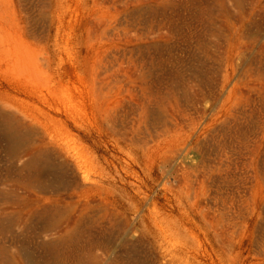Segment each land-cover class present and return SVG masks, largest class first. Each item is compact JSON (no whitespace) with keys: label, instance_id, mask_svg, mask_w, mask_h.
<instances>
[{"label":"rangeland","instance_id":"374dc122","mask_svg":"<svg viewBox=\"0 0 264 264\" xmlns=\"http://www.w3.org/2000/svg\"><path fill=\"white\" fill-rule=\"evenodd\" d=\"M0 264H264V0H0Z\"/></svg>","mask_w":264,"mask_h":264},{"label":"bare ground","instance_id":"6f19581e","mask_svg":"<svg viewBox=\"0 0 264 264\" xmlns=\"http://www.w3.org/2000/svg\"><path fill=\"white\" fill-rule=\"evenodd\" d=\"M45 155H46V154H45ZM42 162H43V161H42ZM34 174H35V173H34ZM29 177H30V176H29ZM30 180H31V179H30ZM35 180H36V179H35ZM37 180H38V179H37ZM48 210H49V209H48ZM57 210H58V209H57ZM57 210H56V211H57ZM45 216H46V215H45ZM45 216H44V217H45ZM70 217H71V215H70ZM45 218H46V217H45ZM64 219H65V218H64ZM71 219H72V218H71ZM71 219H70V220H71ZM50 220H51V219H50ZM65 220H66V219H65ZM67 220H68V219H67ZM72 221H73V220H72ZM59 224H60V223H58V225H59ZM60 225H61V224H60ZM57 227H58V226H57ZM69 231H70V230H69ZM76 261H77V260H76ZM80 262H81V261H80Z\"/></svg>","mask_w":264,"mask_h":264}]
</instances>
